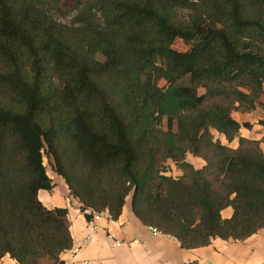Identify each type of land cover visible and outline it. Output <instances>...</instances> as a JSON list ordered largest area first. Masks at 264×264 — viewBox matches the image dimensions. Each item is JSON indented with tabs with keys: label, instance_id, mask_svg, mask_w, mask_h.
Returning <instances> with one entry per match:
<instances>
[{
	"label": "trees",
	"instance_id": "trees-1",
	"mask_svg": "<svg viewBox=\"0 0 264 264\" xmlns=\"http://www.w3.org/2000/svg\"><path fill=\"white\" fill-rule=\"evenodd\" d=\"M263 93L264 0H91L70 24L46 0H0V261L64 264L73 245L68 208L39 199L45 158L89 220L130 197L185 248L253 235L264 137L233 113Z\"/></svg>",
	"mask_w": 264,
	"mask_h": 264
},
{
	"label": "crops",
	"instance_id": "crops-1",
	"mask_svg": "<svg viewBox=\"0 0 264 264\" xmlns=\"http://www.w3.org/2000/svg\"><path fill=\"white\" fill-rule=\"evenodd\" d=\"M261 103L263 106L258 105L253 112L233 113L240 123L252 124L251 128H241L242 136L258 140L264 137V126L258 120H264V93ZM219 137L227 142L223 136ZM231 146H237V140ZM261 146L264 150V141ZM188 160L197 168L205 164L202 158L193 155H189ZM49 175L55 187L41 189L39 199L47 208L66 207L69 210L73 245L61 254L64 264H264V227L245 240L215 238L207 246L185 248L177 238L153 232L136 216L131 201L126 202L118 219L103 214L94 221L89 220L64 178L58 174L57 177ZM231 212L228 209L224 215L230 216ZM116 242L122 245L116 246ZM0 264L20 263L6 255Z\"/></svg>",
	"mask_w": 264,
	"mask_h": 264
},
{
	"label": "rangeland",
	"instance_id": "rangeland-1",
	"mask_svg": "<svg viewBox=\"0 0 264 264\" xmlns=\"http://www.w3.org/2000/svg\"><path fill=\"white\" fill-rule=\"evenodd\" d=\"M91 0H46V8L48 11L62 23L70 24L74 21L76 15L83 9V7L88 4ZM174 48L177 50H186L188 46L181 39H177L174 43ZM188 79H185L184 82H187ZM161 84H164V81H161ZM258 118V117H257ZM258 120H262L259 118ZM216 136L218 133L214 132ZM45 165L49 174L57 177V173L53 172L51 165L47 158H45ZM171 174H176L178 172L177 168L169 164L168 170ZM71 193V192H70ZM130 197L127 199L130 201Z\"/></svg>",
	"mask_w": 264,
	"mask_h": 264
},
{
	"label": "built area",
	"instance_id": "built-area-1",
	"mask_svg": "<svg viewBox=\"0 0 264 264\" xmlns=\"http://www.w3.org/2000/svg\"><path fill=\"white\" fill-rule=\"evenodd\" d=\"M103 214H108L107 211H103V212H93V216H92V219L91 221H94L95 219L99 218L101 215ZM150 229L153 231V232H161L159 229H157L156 227H153V226H150ZM122 245V242H116V246H120ZM85 264H87V262H85Z\"/></svg>",
	"mask_w": 264,
	"mask_h": 264
}]
</instances>
